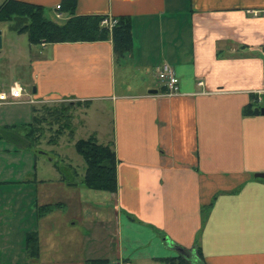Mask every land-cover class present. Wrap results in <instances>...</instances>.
Masks as SVG:
<instances>
[{
  "label": "crops",
  "instance_id": "obj_1",
  "mask_svg": "<svg viewBox=\"0 0 264 264\" xmlns=\"http://www.w3.org/2000/svg\"><path fill=\"white\" fill-rule=\"evenodd\" d=\"M22 1L53 16L63 0ZM76 9L132 19L125 58L111 39L34 45L31 54L32 106L84 104L86 138L115 149L117 192L86 204L105 233L102 248L66 225L50 227L58 213L37 218L27 182L28 192L0 206L27 226L16 246L0 209V264H164L181 255L191 264H264V178L255 177L264 172V115H244L251 94L264 90V0H78ZM165 62L180 79L174 95L157 77ZM28 232L40 235L38 261L27 257Z\"/></svg>",
  "mask_w": 264,
  "mask_h": 264
},
{
  "label": "rangeland",
  "instance_id": "obj_2",
  "mask_svg": "<svg viewBox=\"0 0 264 264\" xmlns=\"http://www.w3.org/2000/svg\"><path fill=\"white\" fill-rule=\"evenodd\" d=\"M3 1L0 0V3ZM47 16L52 20L64 22V19L57 20L55 15L51 16L47 13ZM11 25L10 22H0L1 36L3 37L0 49V89H8L10 85L17 82L33 94L34 77L30 64L32 51L36 47L29 43L28 35L17 33L11 28ZM262 96V100H264V94ZM60 103L33 105L35 108L33 115L47 117L40 124L39 133L43 131V135L34 146L29 144L30 141L25 137V131L19 130L17 133H12L11 130L5 129L10 124L22 125L23 121L30 119L27 118V113L30 114L32 104L21 103L0 106L1 135L5 132L0 137V206H4V202L11 201L14 196L17 198L18 193L24 194L31 188L39 200H37L39 205L56 204L47 217L58 213V220L55 218L57 221L50 222V227L57 229L60 228L59 226L66 225L69 230L68 233L71 235L78 232L89 235L95 242V249L101 251L102 247L96 243L102 240L105 233L100 232L90 222L93 220L87 216L90 211L86 204L96 201L103 202L105 198L103 199L101 196H108V193L91 190L85 185L77 184L79 179L83 177L86 168V162L75 148L77 140L86 138L85 130L81 128V125L84 124L83 109L85 105H73L70 109L73 116L71 122L75 129L74 134H70L66 130L58 137V143L53 145L49 139L58 130L59 122L55 121L54 116L49 115L45 106L57 108L60 107ZM31 117L30 122H33V116ZM102 122L106 130L111 132L112 115L109 112H104ZM35 125L38 126V124ZM103 137L100 136V141L104 144L111 139L108 138V134ZM53 160L57 161L59 170L53 164ZM36 178L37 181H34ZM27 182H31L30 188L22 189V185ZM72 183L73 185L70 186ZM80 197L83 201H80ZM9 207H0V209L3 210V215L8 217V222L13 225L14 236H16L15 245L17 246L19 234L22 235L27 230V226L26 222L21 221V213L10 211ZM50 227L46 226L47 230ZM40 228L42 227L40 226Z\"/></svg>",
  "mask_w": 264,
  "mask_h": 264
},
{
  "label": "trees",
  "instance_id": "obj_3",
  "mask_svg": "<svg viewBox=\"0 0 264 264\" xmlns=\"http://www.w3.org/2000/svg\"><path fill=\"white\" fill-rule=\"evenodd\" d=\"M77 3L78 0L62 1L60 10L62 14H67L68 18L64 22H59L50 19L47 16L48 11L41 4L22 0H5L4 3L0 4V22H10L14 31L25 33L28 35L29 43L37 46L54 44L55 42H89L111 39L114 43V54L117 59L125 58L133 50V30L130 16L109 18L106 15H78L76 13ZM112 19L116 21L112 26L104 23L105 20ZM251 96V102L245 106L244 115L262 114L263 100H260L258 93L251 94ZM60 104V107L57 108L45 106L49 115L54 116L55 121L59 122L58 130L49 139V142L53 145L58 143V137L66 130L70 134H74L75 129L72 127L71 122L73 116L70 109L73 105H80L79 102L70 101ZM46 119V116L37 117L33 115V122L22 123V125L10 124L5 129L11 130L12 133H17L19 130L25 131V137L30 141L29 144L34 146L43 135V131L39 133L41 130L40 124ZM35 124H38V126ZM3 134L1 135L0 132V137ZM75 148L86 162L84 175L77 184L85 185L95 191L117 192L119 187L118 161L112 145L99 143L98 138L93 134L87 138L77 140ZM53 164L58 170L60 169L56 160H53ZM54 205L56 204L39 205L35 203L37 218L47 216ZM26 236L27 257L33 261H38L41 254L40 235H38V232H28ZM166 240L169 239L166 237ZM199 254L200 258H203L202 253L199 252ZM88 264H108V260L104 258L90 259ZM164 264L191 263L181 255L165 259Z\"/></svg>",
  "mask_w": 264,
  "mask_h": 264
},
{
  "label": "built area",
  "instance_id": "obj_4",
  "mask_svg": "<svg viewBox=\"0 0 264 264\" xmlns=\"http://www.w3.org/2000/svg\"><path fill=\"white\" fill-rule=\"evenodd\" d=\"M61 4L56 6V18H62V13H60ZM253 13L257 14V11ZM116 21L115 20H105L104 23L112 26ZM157 77L161 83V88H164V93L167 95H174L179 92V76L176 74V70L174 66L165 62L162 64L160 69L157 72ZM199 84H202L200 81ZM260 96V100H262V95L264 94V90L257 91ZM29 103L33 104L36 102L34 98V94L29 93L26 88L21 84L15 82V84L10 85L8 89H0V106L9 105L14 103Z\"/></svg>",
  "mask_w": 264,
  "mask_h": 264
},
{
  "label": "water",
  "instance_id": "obj_5",
  "mask_svg": "<svg viewBox=\"0 0 264 264\" xmlns=\"http://www.w3.org/2000/svg\"><path fill=\"white\" fill-rule=\"evenodd\" d=\"M2 43H3V37L1 36V31H0V49L2 47ZM153 92H157V90H153ZM261 113L264 115V107H262ZM255 177L256 178H264V172L256 173Z\"/></svg>",
  "mask_w": 264,
  "mask_h": 264
}]
</instances>
